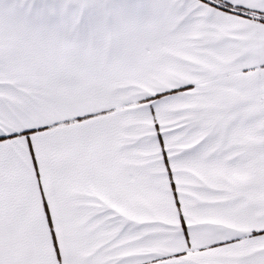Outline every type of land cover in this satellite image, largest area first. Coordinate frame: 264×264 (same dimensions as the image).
Masks as SVG:
<instances>
[{
    "label": "snow or ice",
    "instance_id": "obj_1",
    "mask_svg": "<svg viewBox=\"0 0 264 264\" xmlns=\"http://www.w3.org/2000/svg\"><path fill=\"white\" fill-rule=\"evenodd\" d=\"M0 264H264V0H0Z\"/></svg>",
    "mask_w": 264,
    "mask_h": 264
}]
</instances>
